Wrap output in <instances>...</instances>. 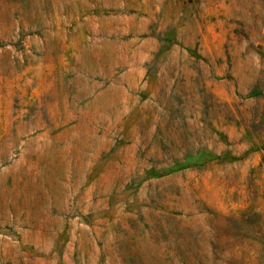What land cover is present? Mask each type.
<instances>
[{
    "label": "rangeland",
    "instance_id": "1",
    "mask_svg": "<svg viewBox=\"0 0 264 264\" xmlns=\"http://www.w3.org/2000/svg\"><path fill=\"white\" fill-rule=\"evenodd\" d=\"M254 90L264 0H0V264H264Z\"/></svg>",
    "mask_w": 264,
    "mask_h": 264
},
{
    "label": "trees",
    "instance_id": "2",
    "mask_svg": "<svg viewBox=\"0 0 264 264\" xmlns=\"http://www.w3.org/2000/svg\"><path fill=\"white\" fill-rule=\"evenodd\" d=\"M233 36L236 37V33H235ZM253 93H255V95H257V94H262V95H264L261 91H260V92H256V91L254 90Z\"/></svg>",
    "mask_w": 264,
    "mask_h": 264
}]
</instances>
